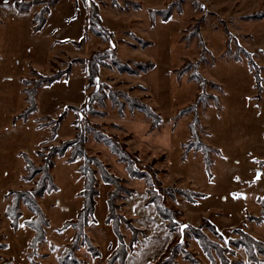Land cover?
Listing matches in <instances>:
<instances>
[{
  "label": "rangeland",
  "instance_id": "1",
  "mask_svg": "<svg viewBox=\"0 0 264 264\" xmlns=\"http://www.w3.org/2000/svg\"><path fill=\"white\" fill-rule=\"evenodd\" d=\"M93 1L98 3L102 26L112 35L115 58L127 62L131 69L136 64L153 65L148 72L133 75L119 73L107 60L106 67H100L98 75L100 83L108 89L105 94H120L117 100L123 104V96L132 98L154 109L161 122L151 128L150 120L141 113L129 112L127 107L119 113L109 99H105L102 105H93L94 111L102 115L82 112L81 106L94 89L87 86L82 66L74 64L67 79L38 91L36 113L25 122H12L15 127L32 131L31 147L22 153L35 167H40L42 160L38 152L72 140L78 126L84 123L78 118V114L82 113L87 123L125 145L126 151L136 156L139 166H152L163 188L204 195L193 204L178 194L165 200L167 205L179 212L178 226L185 230L183 234L180 232V241L187 244V250L195 254L202 264L211 263L192 238L188 227H199L210 242L221 247H226L227 239L236 237V229L264 242V223L255 225L246 219L259 214L256 198L264 196V0ZM76 4L78 7L73 12L67 0L60 2L53 11L45 33L49 35L54 29L50 38L49 59L45 65L37 67L32 62L18 66L16 70L23 72L22 78L34 79L28 73V66L43 76H50L57 70L65 69L71 60L88 59L94 52L106 51L108 43L91 34L80 47L75 46L83 37L81 21L85 17V25L87 13L79 0ZM34 8L37 12L41 6ZM166 10L170 12L166 22L158 17L151 22L150 12ZM68 13L72 18L64 22L60 16ZM3 28L0 21V44L4 37ZM242 52L248 53L259 69L258 84L244 59L240 62L232 60L237 55L243 58ZM184 62L196 66V73L207 83L205 87L201 89L189 80L190 71L177 75ZM20 87L16 102L18 113L26 106L21 83ZM200 95L204 97L200 98L204 106L198 104L193 110L178 116V113L191 107ZM63 112L66 115L59 123L54 138L50 136L51 126L39 128L47 124L48 118L55 120ZM194 120L199 140L212 150L209 153V170L205 168L200 152L190 151L183 157L182 145L190 139L189 128ZM85 136L86 154L95 157L109 174L123 181V187L132 191L129 197L116 200L119 204L116 213L144 232L143 239L137 235L140 241L133 251H137L135 262L141 263L158 252L162 253L166 245L177 238V234L168 233L153 206L145 204V183L130 178L124 164L97 142L92 133ZM69 156L70 150L63 157L53 159L50 176L56 190L36 200L47 220V227L44 228L43 240L34 251L28 247L33 232L21 224L32 217L31 213L21 205L20 225L12 231L3 212L9 202L7 193L29 191L39 176L25 182V163L18 156L14 176L9 180L0 178V261L57 264L63 247L73 236L72 229H60L65 221L75 218L83 201L80 196L83 178L79 172L83 161L68 163ZM96 180L98 195L95 198L94 221L84 232L92 245L97 247L100 257L91 259L81 247L76 256L84 264H105L116 246L111 228L104 223L106 195L112 188L102 184L97 174ZM206 223L214 227L223 241L210 231ZM119 231L127 244L131 232L123 224L119 226ZM148 246L152 249L147 255ZM234 252V256L228 254L226 257L240 260L242 264H254L245 262L242 251ZM175 261L177 264H189L180 255Z\"/></svg>",
  "mask_w": 264,
  "mask_h": 264
},
{
  "label": "trees",
  "instance_id": "2",
  "mask_svg": "<svg viewBox=\"0 0 264 264\" xmlns=\"http://www.w3.org/2000/svg\"><path fill=\"white\" fill-rule=\"evenodd\" d=\"M78 1V0H76ZM86 7V22L84 25L83 37L79 42L75 44L76 47H80L82 43L88 38V34L101 39L103 42L108 43V48L103 51H97L90 55L88 59H75L68 62L65 69L57 70L50 76H43L39 74L35 69L28 66V73L32 75L34 79L21 78L22 93L24 94V102L26 106L13 117V122L20 120L25 122L31 114L36 113L37 103L36 96L38 91L42 87H49L62 79H67L72 71L74 64H79L86 75L87 86L94 89L91 96L87 99L86 103L81 106V111L91 115H102L94 111L93 105L103 104L105 99H109L111 104L117 108L119 113L122 112L124 107H127L129 112L137 111L141 113L146 119L150 120L151 128L159 126L161 119L154 109L149 108L144 104H140L138 101L123 96L124 104L117 100V96L120 94L110 93L105 94V90H108L105 85L100 83L98 75L100 67H106V61L110 60L112 67L119 73H130L133 75L143 74L153 68L151 63L136 64L131 69L126 63L115 58L114 46L111 33H108L102 26L98 12V3L93 0H79ZM59 2V0H19L14 2V9L18 14L29 13L35 6H41V8L32 14L31 19V34H39L46 25V16L50 10ZM102 5V4H101ZM112 6H116L112 2ZM169 10L166 11H153L149 16L153 23V18L158 17L163 22H166L169 17ZM204 50H202L203 52ZM243 58L239 55L233 57L232 60L240 62L242 59L246 61V64L250 70L253 71V76L258 84L259 82V69L252 62L250 55L246 52H242ZM186 71H190L189 80L198 84L202 89L207 85L198 74L196 73V66L183 63L181 68L177 71V75H183ZM203 96L200 95L196 102L184 112L178 113L184 114L193 110L198 104L204 106L202 102ZM209 98L207 99V101ZM200 101V102H199ZM190 110V111H191ZM66 112L61 113L57 119L52 120L48 118L47 124H42L39 128L45 126H51V138L56 136V131L59 123L62 121ZM78 118L83 120V124L78 126L76 135L72 140L61 143L58 146L45 148L44 152H38V156L42 160L40 167H35L33 163L27 158L24 153H19L26 168V175L23 177L25 182H31L35 177L39 176L38 180L33 182V186L29 191H10L6 197L9 199L6 205L3 216L8 220L9 227L12 231H16L20 225V206L23 205L32 217L28 221H24L21 224L33 232V237L29 243V248L34 251L37 244L44 238V228L47 227V220L42 214L36 200L43 197V195L51 193L56 190L52 183L50 176V169L53 166V159L55 157L61 158L65 155L66 151L70 150V156L67 160L68 163H75L82 160L83 163L79 168L80 175L83 178L82 191L80 196L82 197V206L77 212L76 216L72 220L65 221L60 230L72 229L73 236L70 242L62 249L61 254L57 258V264H84V262L77 258L76 251L79 248H84L86 253L91 259H97L100 257V253L97 247L93 246L88 236L85 234L84 229L94 221L93 214L95 209V198L98 195L96 185V174L102 184L112 188L106 195V209L107 213L104 219L105 225L111 228L113 235L116 238V246L111 251L109 257L106 259L105 264H124L126 258L133 253L135 247L139 244L137 235L143 239L144 232L136 229L131 221L124 218L122 215L116 213L119 209V204L116 203L118 199H125L132 194V191L123 187V181L109 174L103 164H101L95 157H89L85 151L86 134L92 133L94 139L108 148L110 153L114 154L117 161L123 163L128 176L132 179L143 181L146 189V205L153 206L155 214L164 222L165 229L170 234H177L175 240L169 242L164 251L153 263L148 264H177L175 258L180 255L183 261L189 264H202L195 254L187 250V244L180 241L182 235L180 233V227L178 226L179 212L172 206L167 205L166 198L173 197L174 194L181 195L187 202L196 203L198 199H202L204 195L199 193H192L187 190H177L173 188H163L160 182L156 178V171L152 170V166L141 167L137 161L135 155L126 151L125 145L119 143L113 137L106 136L101 133L96 126H92L87 123L84 114L79 113ZM81 120V121H82ZM85 120V121H84ZM197 124L194 120L190 124L189 132L190 139L182 145L183 157H185L190 151L200 152L204 159V165L209 170L211 162L209 160V153L212 152L210 148L205 146L198 138L196 128ZM96 169V170H93ZM256 203L258 204L259 214L257 216H247L246 219L255 225H261L264 223V196L257 197ZM123 224L127 230L131 232L129 242L125 244L123 237L119 231V226ZM210 231L223 241V238L218 234L214 227L210 224H205ZM192 238L197 242L203 254L208 258L211 264H242L240 260H230L226 256L229 254L234 256V251L240 250L243 252L245 262L260 264L264 262V242L259 241L248 235L245 231L236 229L234 231L236 237L226 240V247H221L218 244L210 242L205 235L200 231V228L188 227ZM185 231V230H184ZM182 231V234L183 232ZM2 248V246H0ZM0 264H11L10 261L2 260Z\"/></svg>",
  "mask_w": 264,
  "mask_h": 264
},
{
  "label": "crops",
  "instance_id": "3",
  "mask_svg": "<svg viewBox=\"0 0 264 264\" xmlns=\"http://www.w3.org/2000/svg\"><path fill=\"white\" fill-rule=\"evenodd\" d=\"M15 1L19 0H0V21L4 27V37L0 44V178L7 180L14 176L19 152L31 147L32 135L30 129L15 127L12 123L13 117L18 113L16 102L20 96L19 81L23 77V72L16 70V68L18 66L22 67L24 62L29 63V65L32 62L36 67L46 64L50 56L51 33L54 32V29H52L49 35L45 34L48 21L59 3L66 0H59L50 10L46 16V25L42 32L37 35L31 34L32 13L37 8L32 9L31 13L18 14L14 9ZM67 1L70 10L73 12L74 8L78 7L76 0ZM60 18L65 22L72 17L68 13L67 15H61ZM84 21L85 17L81 21L82 27ZM151 231L159 234L158 231H153V229ZM151 249L152 246L147 247V255ZM135 253L137 251L126 259L125 264L152 263L155 260L153 258L157 259L161 254L158 252L153 255L150 262L148 260L151 259H145L143 262L137 263L134 260Z\"/></svg>",
  "mask_w": 264,
  "mask_h": 264
},
{
  "label": "water",
  "instance_id": "4",
  "mask_svg": "<svg viewBox=\"0 0 264 264\" xmlns=\"http://www.w3.org/2000/svg\"><path fill=\"white\" fill-rule=\"evenodd\" d=\"M182 230H183V227L180 229V232H182Z\"/></svg>",
  "mask_w": 264,
  "mask_h": 264
},
{
  "label": "snow or ice",
  "instance_id": "5",
  "mask_svg": "<svg viewBox=\"0 0 264 264\" xmlns=\"http://www.w3.org/2000/svg\"><path fill=\"white\" fill-rule=\"evenodd\" d=\"M238 179V178H237Z\"/></svg>",
  "mask_w": 264,
  "mask_h": 264
}]
</instances>
